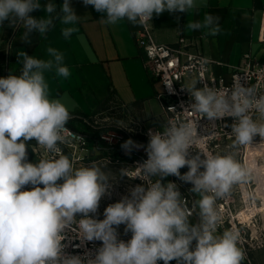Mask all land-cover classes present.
Wrapping results in <instances>:
<instances>
[{
    "label": "clouds",
    "instance_id": "clouds-1",
    "mask_svg": "<svg viewBox=\"0 0 264 264\" xmlns=\"http://www.w3.org/2000/svg\"><path fill=\"white\" fill-rule=\"evenodd\" d=\"M82 2L103 14L100 20L106 25L127 20L133 26H143L164 12L199 11L196 0ZM40 9L44 16L30 15ZM79 20L71 0H63L59 11L52 2L0 0V27L6 21L10 27L22 25L20 39L25 43H31L34 32L46 38L57 21L68 40L78 32ZM183 30L216 37L222 30L220 17L205 13L202 20H189ZM46 52L48 58L40 59L19 51V74L0 78V264H169L173 260L177 264H244L247 253L240 246V230L219 231L222 215L217 201L229 198L237 186L255 181L257 174L234 152L199 150L190 155L201 137L196 121L170 119L162 132L149 130L148 158L134 169L147 187L130 189L129 196L104 210L103 220L90 216L97 213L110 179L94 164L76 167L60 147L80 137L67 127L72 113L61 99L52 98L45 74L68 78L71 73L63 52L51 46ZM197 83L185 87L193 100L191 111L211 122L233 118L234 149L252 145L257 135L264 140V90L255 84L246 87L239 80L231 89L207 84L197 88ZM30 140L48 153L36 164L27 162ZM141 147L131 139L121 145L126 153ZM185 166L189 170L181 175ZM130 170L123 168L120 175L129 176ZM169 175L193 185L190 191L197 199L191 207L175 183L161 182ZM153 177L159 179L153 181ZM60 180L63 183H57ZM27 185L32 189L21 190ZM249 198L254 200L255 194L249 193ZM193 213L198 215V223L190 222ZM77 214L83 218L77 220ZM73 225L82 240L102 242L94 258L64 252L63 233ZM120 225L132 234L127 242L118 239Z\"/></svg>",
    "mask_w": 264,
    "mask_h": 264
},
{
    "label": "crops",
    "instance_id": "crops-1",
    "mask_svg": "<svg viewBox=\"0 0 264 264\" xmlns=\"http://www.w3.org/2000/svg\"><path fill=\"white\" fill-rule=\"evenodd\" d=\"M40 2L42 5L52 2L59 11L63 0ZM196 2L198 13L164 12L153 16L151 25L157 43L174 45L180 36L194 38L206 58L221 63L219 66L214 65L213 71L225 83L229 82L233 68L240 63L244 54L264 63V41L260 39L264 0ZM71 6L80 20L76 25L78 32L68 40L62 36L63 26L58 21L46 38L36 32L32 33L30 44L20 39L24 31L22 25L10 27L6 21L0 27V78L19 74L22 67L17 62L19 51L47 59V47H55L64 53L71 75L68 78H57L46 73L45 76L52 98L61 99L72 115L91 116L105 109L108 102L116 98L128 107L132 116L147 126L161 128L162 109L157 95L162 88L159 80L148 74L143 67L142 53L135 42V33L140 26H133L127 20L115 25L103 24L100 20L103 14L96 12L91 5L85 6L82 0H71ZM205 13L220 17L222 30L218 36L205 37L200 31L183 30L189 20H202ZM30 15L40 18L45 13L40 9ZM33 142H27V162L36 164L38 160L31 149ZM112 152L110 149H94L93 158L110 157ZM132 152L136 153L135 150ZM94 165L100 167L110 180L115 178L111 169L114 166ZM57 183H61V180ZM190 222L197 223V218H191ZM192 247H195V241ZM158 263L164 264L163 261ZM169 264H177V261H170ZM244 264L247 262L244 261Z\"/></svg>",
    "mask_w": 264,
    "mask_h": 264
},
{
    "label": "built area",
    "instance_id": "built-area-1",
    "mask_svg": "<svg viewBox=\"0 0 264 264\" xmlns=\"http://www.w3.org/2000/svg\"><path fill=\"white\" fill-rule=\"evenodd\" d=\"M260 39L264 41V18ZM135 42L142 53L144 69L152 77L159 80L161 84L162 91L157 95V99L162 109V127L147 126L145 122L132 116L125 104L113 98L108 102L105 109L91 116L72 115L73 118L68 122L67 127L80 139L66 145H60L64 154L69 155L73 159L76 167L101 164L117 166L121 169H131L129 176H123L120 181L112 180L109 182L110 187L101 198L97 213L90 214L92 218L98 220L105 218L104 210L109 205L119 202L125 196H129L130 189L137 185L147 187L146 181L137 177L134 169L148 158L145 149L149 142V130L162 132L164 124L170 119L196 121L197 134L201 137L196 148L193 147L189 150L190 155L198 154L199 150L210 154L234 152L236 158L240 161L242 146L238 149L232 147L231 125L234 123V119L224 117L211 122L206 117L199 118L198 114L191 111L190 105L193 100L185 87L191 85L193 81H198L197 88L207 84L209 87L231 89L237 80L246 87L250 84L257 85L261 90L264 87V63L253 60L249 54L243 55L240 63L233 68L229 82L225 83L213 71V66H219L221 63L212 62L206 58L194 38L180 36L174 45L157 43L154 38L151 21H149L145 25L140 26L135 33ZM129 139L139 145H143V147L136 153H126L121 148V145ZM31 149L33 156L37 160L48 155L35 140L31 145ZM94 149H110L113 151L112 156L95 159L93 158ZM202 158L204 157L202 156ZM188 170L187 166L181 168V175ZM152 179L154 181L159 179V177H153ZM161 182L164 184L168 182L175 183L181 196L188 202L189 207L197 199L196 195L190 191L193 185L180 180L174 175L162 178ZM61 183H63V180H61ZM32 187V185H27L21 190H31ZM228 199L218 200L217 203L225 202ZM221 203L220 206L222 207ZM81 218L83 217L77 214L76 219L79 220ZM191 218H197V223L199 222V217L196 213H193ZM230 227L236 226L234 224L228 226L227 224L225 225V222H221L219 231ZM75 228L76 225H73L71 229H66L63 233L65 237L62 241L65 245L64 252L68 255L81 257L90 254L94 258L96 251L102 247V242L82 240L78 233L73 230ZM117 232L119 240L127 242L131 239V232L125 233V225H120L117 228ZM244 243L240 240V246L247 253ZM245 261L247 264H251L247 258ZM157 264H159L158 261Z\"/></svg>",
    "mask_w": 264,
    "mask_h": 264
},
{
    "label": "rangeland",
    "instance_id": "rangeland-1",
    "mask_svg": "<svg viewBox=\"0 0 264 264\" xmlns=\"http://www.w3.org/2000/svg\"><path fill=\"white\" fill-rule=\"evenodd\" d=\"M263 147L264 140L258 135L254 137L252 145L242 146L240 162L253 167L257 179L248 185L237 186L227 201L217 203L222 215L221 222L228 226L234 224L240 230L241 241L245 242L247 249V260L251 264H264V155L257 154ZM134 150L137 152L140 148ZM111 169L115 176L112 180L120 181L123 178L120 175L121 168L114 166ZM249 193H254L256 198L250 199ZM244 210L251 213L249 220L241 218L240 213Z\"/></svg>",
    "mask_w": 264,
    "mask_h": 264
},
{
    "label": "bare ground",
    "instance_id": "bare-ground-1",
    "mask_svg": "<svg viewBox=\"0 0 264 264\" xmlns=\"http://www.w3.org/2000/svg\"><path fill=\"white\" fill-rule=\"evenodd\" d=\"M257 154H263L264 155V147L262 148V150H260V151H258V153ZM243 186V185H242ZM245 186V185H244ZM243 188V187H242ZM241 188V189H242ZM245 190H246V188H245ZM244 190V191H245ZM240 191H242V190H240ZM243 192V191H242ZM245 193V192H244ZM246 196V195H245ZM244 196V197H245ZM249 196V195H248ZM243 197V198H244ZM246 200V199H245ZM249 205V204H248ZM264 205V204H263ZM245 208V207H244ZM248 212V213H247ZM251 214V213H250ZM250 214H249V211H247V210H244V211H241V213H240V216H241V218H244V220H249V217H250Z\"/></svg>",
    "mask_w": 264,
    "mask_h": 264
}]
</instances>
